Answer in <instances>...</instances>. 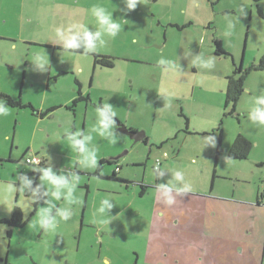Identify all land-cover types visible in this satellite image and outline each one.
I'll return each mask as SVG.
<instances>
[{"label":"rangeland","instance_id":"rangeland-1","mask_svg":"<svg viewBox=\"0 0 264 264\" xmlns=\"http://www.w3.org/2000/svg\"><path fill=\"white\" fill-rule=\"evenodd\" d=\"M93 5L127 21L121 33L97 38L91 51L82 39L79 48H64L57 30L71 35L74 25H85L97 31ZM215 40L227 54H215ZM42 52L47 60L54 55L53 72H63H52L51 90L26 81L23 96V69L48 79L50 69L38 73L32 63ZM263 54L264 0H139L131 11L124 0H0V91L36 108L7 106L9 114L0 117V222L14 205L27 219L19 229L0 223V264H264V204H257L264 192V125L250 117L255 98L264 95V71H250L236 113L224 115L229 77L243 75ZM106 56L111 68L99 61ZM76 79L92 101L40 119L42 109L71 95ZM103 103L148 140L135 142L114 129L111 145L93 134L98 164L103 160L97 174L98 166H80L64 129L89 131ZM239 133L252 141V151L245 160H229ZM33 155H43L44 168L57 176L79 180L71 219L60 220L55 232L33 226L47 206L45 189L38 210L33 197L16 195L18 174L33 170L24 158ZM158 160L163 175L154 171ZM176 170L192 190L178 192L183 185L175 182L163 196L159 186L174 182ZM115 171L123 181L111 179ZM105 198L111 207L101 213ZM54 203L49 219L66 205L63 196ZM102 216L107 224L99 222Z\"/></svg>","mask_w":264,"mask_h":264},{"label":"clouds","instance_id":"clouds-1","mask_svg":"<svg viewBox=\"0 0 264 264\" xmlns=\"http://www.w3.org/2000/svg\"><path fill=\"white\" fill-rule=\"evenodd\" d=\"M126 9L128 11L134 10L139 3V0H124ZM90 14L95 18V22L98 25L97 31L90 32L85 25H74L77 30L75 34L65 35L60 30H57V35L62 41L63 47L66 49H77L80 47L78 40H83L88 50L94 49V41L101 37L115 38L118 34L121 33L123 25L127 21L123 19H113V11H110L107 6L93 5L90 9ZM199 59V58H198ZM160 64H164L165 61L160 59L158 61ZM32 63L35 64L41 70L47 65L48 60L45 54L39 53L33 57ZM169 67L171 68V62H169ZM174 71V69H173ZM5 102L0 100V117L7 116L9 114V108L4 106ZM264 105V95L255 98L253 107L251 109L250 117L252 120L258 122L261 125H264V108L259 107ZM96 121L94 126L89 130L81 133L80 130H77L75 133H70L68 128L64 129L66 141L71 149L79 153V164L81 167L87 168H96L98 166V149L93 144V139L95 134L101 138H104L108 141L109 144L115 145L117 141L112 138V131L115 128L114 118L117 116L116 111L108 103H103L102 110L96 109ZM82 138H78L81 137ZM91 146V150H89ZM32 162H38V158H34ZM36 171L41 173L39 187L45 189L46 194L49 196L47 206L41 208L38 212L37 219L33 222V226H39L45 230H51V232L56 231L57 224L60 220L68 221L71 219L70 214V205L76 203L74 197V192L76 187L79 184V180L75 177L72 178L71 182L65 179L64 176H57L54 174L50 167L47 168H37ZM160 175H163V170H160ZM180 182L183 186L176 188V183ZM30 181L25 180L24 184H28ZM162 189V195L168 196V194L176 188L178 192H187L191 191V185L185 181L184 173L180 170L174 172V182H170L167 185H160ZM11 190H14V186H10ZM23 191V187L20 189ZM61 196L64 197L66 205L60 208H57L56 215L49 219V215L52 212V209L56 206L55 201H59ZM109 199L105 198L101 201L99 211L104 212L105 206L111 207L108 203ZM167 204H172L173 201L169 196L165 201ZM59 218V219H58ZM101 224H107L109 218L102 216L99 221Z\"/></svg>","mask_w":264,"mask_h":264},{"label":"trees","instance_id":"trees-1","mask_svg":"<svg viewBox=\"0 0 264 264\" xmlns=\"http://www.w3.org/2000/svg\"><path fill=\"white\" fill-rule=\"evenodd\" d=\"M214 45H215V54L218 56L227 54L223 48H222V43L221 41H214ZM101 61V63L105 66L108 67H112L113 66V60L111 58H107V57H103ZM95 63H97L95 61ZM253 70H257V71H264V54L263 56L260 58L259 62H257L256 64H253L249 69L243 71V75H241L240 77H229V83H228V89L226 91V100H225V108H230V111L228 112V114H224L225 116H231L233 114L236 113V106L238 105V101L240 99V96L242 95V93L244 92V86H245V78L247 77V75L250 73V71ZM0 98L5 102L6 105L9 106H14V107H18L19 109H21L23 106H31L30 104L27 105H22L20 103V101L18 100H13L10 96L8 95H4V93H0ZM89 100L88 96H83L82 94L78 95V98L75 100ZM74 101V103H75ZM73 103V104H74ZM74 106L72 105L71 108H73ZM97 107L102 108V105L99 104L97 105ZM222 124V122L219 123V127ZM219 130H221L220 128H218ZM253 148V143L252 141L243 134H238L237 136H235L234 141L230 147V150L227 151V158L229 160H245L248 158L250 151H252ZM221 150V146H220V140L218 143V150L217 151V155ZM1 162V159H0ZM103 160L99 162L98 167H97V174L99 172V170L101 169V164H102ZM46 160L45 158L42 159V161L39 163L38 166H34L32 173L29 174V176L33 179V188L37 187L36 190L39 192V196H38V200H37V204H43L44 203V195L42 194V192L39 191L40 187H39V177L41 176V173L39 171H36L37 168H44ZM156 172V171H155ZM158 174H160V170L157 171ZM216 178V170H214V174H213V178H212V183L211 186H213V182ZM111 179H118L119 181H123L121 179H119V175H118V171H115L113 176L111 177ZM32 188V189H33ZM145 190V188H144ZM259 204V202L257 203ZM24 214L22 213V211L15 207L12 209L11 211V216L7 219H4L2 222L0 223H6L9 226H13L14 228H22L26 222L27 219H24Z\"/></svg>","mask_w":264,"mask_h":264},{"label":"crops","instance_id":"crops-1","mask_svg":"<svg viewBox=\"0 0 264 264\" xmlns=\"http://www.w3.org/2000/svg\"><path fill=\"white\" fill-rule=\"evenodd\" d=\"M54 56V55H53ZM53 56H50V58H49V60L50 59H52V57ZM49 60H48V63H47V66H45L44 67V69H46V70H48V68L50 69L49 70V73H45L47 76H45V78L47 77L48 79H45V81H43L42 79H40V78H35L34 76H28L27 74V71L25 70V69H23V79H22V82H23V84H21L22 85V95L24 96V94H25V91H24V85L25 84H27L26 83V81L29 83L30 82V84L28 85L29 87H33V88H37V89H40V88H43V86L45 87V89L47 90H51L50 89V85H51V80L54 78L53 77V75H52V70H53V66L50 64V63H52L53 62V59L52 60H50V63H49ZM27 65V63H25V66ZM55 70H57V69H55ZM38 73L40 72V71H42V70H40V69H38V70H36ZM56 72L57 71H54L53 72V74L54 75H56ZM63 72V70H59L57 73H62ZM56 78V77H55ZM56 80H58V78H56ZM55 83H56V81H55ZM76 83H77V86H73V90H72V92H71V95L69 96H67V98H64L65 100H61L62 102H57V103H52L51 105H53L51 108H48V109H52V108H56V107H61L62 109H64L65 108V106H70V104H71V102L72 101H75L77 98H78V95L79 94H82L83 96H88L89 97V100L87 101V105H88V102L89 101H92V96H91V94L90 93H88V92H86L85 91V89H84V84L82 83V82H80L78 79H76ZM1 93H4V95H8V96H10L13 100H14V94H13V92L12 91H8L7 89H2V91H0ZM88 93V94H87ZM47 94V93H46ZM52 94H53V92H52ZM54 95V94H53ZM54 96H57V95H54ZM0 100H2L1 98H0ZM16 100V99H15ZM18 100V99H17ZM18 101H20V103L22 104V105H27V104H23V102H22V100H18ZM86 102V101H85ZM91 104H92V102H90ZM28 104H30V103H28ZM31 106H23L21 109H24V108H31V110L33 111V110H35L36 108L35 107H33V104H30ZM4 106H8V107H11V108H18V107H14V106H9V105H4ZM75 106H76V104H75ZM75 106H74V110L72 111V112H74L75 111ZM95 107V106H94ZM103 107V106H102ZM95 108H97V109H101L102 110V108H99V107H95ZM19 109V108H18ZM68 111H71V110H68ZM35 111H33V113H34ZM53 117V116H52ZM51 118V117H50ZM37 119V118H36ZM117 119V118H116ZM73 120H74V118H73ZM74 122V125H75V120L73 121ZM116 131V130H115ZM116 133H118V131H116ZM223 135V132H222V134L219 136V138L221 139V136ZM144 136H145V134H144ZM35 155H37V154H35ZM34 156V155H33ZM27 157H29V156H27ZM27 157H25V158H27ZM39 157V156H38ZM3 157H1L0 156V159H1V161H3V159H2ZM24 158V159H25ZM41 161H42V159L43 158H45L43 155H41ZM228 159V158H227ZM45 160H46V158H45ZM46 164V163H45ZM162 167H160V170H162L161 169ZM119 170V169H118ZM123 178V177H122ZM44 204V203H43ZM260 206H262V205H260ZM21 207V206H20ZM21 209H22V212L23 213H25V211H24V208L23 207H21Z\"/></svg>","mask_w":264,"mask_h":264},{"label":"flooded vegetation","instance_id":"flooded-vegetation-1","mask_svg":"<svg viewBox=\"0 0 264 264\" xmlns=\"http://www.w3.org/2000/svg\"><path fill=\"white\" fill-rule=\"evenodd\" d=\"M107 58H108V56H106ZM102 60H104V59H101V60H99L100 62L102 61ZM109 68H111V67H109ZM78 102H81V101H87V100H77ZM77 101H75V103H74V101H72L71 102V104H70V106H65V108L64 109H67V110H71V111H73L74 110V107L73 108H71V106L73 105V106H75V104L77 103ZM74 103V104H73ZM58 108H61V107H56V108H52V109H48V108H46V109H42L39 113V118L41 119V118H43V117H45V116H48L49 118L50 117H52L53 115H55V113H54V111H57V109ZM33 111H36V109L35 110H33ZM119 128H122L121 127V125H119ZM116 131H118L117 129H118V126H116L115 125V128H114ZM118 133H120L119 131H118ZM138 134H140V133H138ZM138 136V135H137ZM134 140V139H133ZM148 139L146 138V136H144L143 137V139L141 140L142 142L144 141V142H146ZM136 142V141H135ZM137 142H140V141H137ZM41 160V159H40ZM2 163H4V161H1ZM1 162H0V164H1ZM41 162V161H40ZM106 162H108V163H114V161H110V160H108V161H106ZM27 165H29V164H27ZM29 166H31V165H29ZM38 166V165H37ZM32 168L34 167V166H31ZM30 173H32V170H27L26 172H20L19 174H18V178H19V181H18V184H17V186H18V188L16 189V195H17V198L19 197V195H20V189L22 188V187H24V181L25 180H27V181H30V183H28V184H26V187H24L23 188V193H24V196L25 197H33L34 198V200L35 201H33V203H32V205H33V207H34V209L35 210H38V206H40V205H42V204H37V200H38V196H39V192L36 190V188L37 187H35V188H33V179L29 176V174ZM14 176V175H13ZM38 183H40V177H39V182ZM140 185L143 187V188H146L147 189V187L149 186V185H146V184H142V183H140ZM150 187V186H149ZM33 188V189H32ZM152 188V187H151ZM39 191L40 192H42V194L44 195V190H43V188H41L40 187V189H39ZM257 202H259V204L258 205H263L264 204V202H262V200L264 199V192H262V193H259V195L257 196ZM15 207H17V208H19L21 211H22V209H21V207L20 206H13V208H15ZM23 213V212H22ZM24 214V213H23ZM25 226V225H24ZM23 226V227H24ZM19 229V228H18Z\"/></svg>","mask_w":264,"mask_h":264},{"label":"water","instance_id":"water-1","mask_svg":"<svg viewBox=\"0 0 264 264\" xmlns=\"http://www.w3.org/2000/svg\"><path fill=\"white\" fill-rule=\"evenodd\" d=\"M114 121H115V125L118 126V131L123 134V135H126V136H129L130 138H133L136 142L137 141H141L144 137V133H136V131H133V130H130L128 129L127 127H125L124 125L121 124V122L114 118ZM119 125H121L122 128H119ZM138 135V136H137ZM123 156V154L120 156H117V157H114V158H110L109 160L110 161H117L119 158H121Z\"/></svg>","mask_w":264,"mask_h":264},{"label":"built area","instance_id":"built-area-1","mask_svg":"<svg viewBox=\"0 0 264 264\" xmlns=\"http://www.w3.org/2000/svg\"><path fill=\"white\" fill-rule=\"evenodd\" d=\"M34 158H38V162H32L33 161V159ZM41 158L40 157H38V156H29V157H27V158H25L24 159V162L26 163V164H29V165H31V166H37V165H39V163H40V160ZM160 161L158 160L155 164H154V171H159L160 170ZM116 170H118V169H116Z\"/></svg>","mask_w":264,"mask_h":264}]
</instances>
